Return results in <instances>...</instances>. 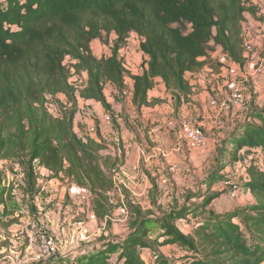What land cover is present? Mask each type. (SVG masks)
Wrapping results in <instances>:
<instances>
[{
    "label": "trees",
    "instance_id": "obj_1",
    "mask_svg": "<svg viewBox=\"0 0 264 264\" xmlns=\"http://www.w3.org/2000/svg\"><path fill=\"white\" fill-rule=\"evenodd\" d=\"M245 12L254 13L242 0H5L0 6V162L23 161L24 187L30 194L37 192L40 168L48 172V181L66 180L85 189L96 217L103 219L112 205V173L121 164L102 159L108 144L98 131L97 139L75 133L77 99L94 101L111 113L104 87L112 84L122 96L125 67L119 51L135 33L141 39L143 62L142 73L130 77L133 106L139 111L159 103L149 101L148 92L160 79L178 110L192 94L185 75L201 70V58L220 48L231 62L243 66L240 26ZM110 34L115 36L110 56L94 57L91 43ZM66 59L71 70L64 65ZM83 74L85 87L70 84V75L79 81ZM58 95L70 105L56 99ZM48 98L55 100L59 116L49 112ZM252 149L264 154V106L249 110L245 121L221 142L217 169L205 186L223 179L219 173L239 160L237 154L244 150L248 155ZM248 177L244 187L255 203L243 209L214 216L183 203L150 219L140 207L127 203L135 218L120 242L79 254L73 262L57 253L35 264H107L114 255L123 264H170L161 254L152 263L141 257V251L155 253L165 246L181 248L189 264H264V172L250 167ZM5 181L0 171V225L13 215L7 207L13 185ZM190 198L187 195L186 201ZM211 200L205 199L203 209ZM190 214L200 219L185 234L176 223L188 222ZM148 224L159 232L155 238L149 237Z\"/></svg>",
    "mask_w": 264,
    "mask_h": 264
},
{
    "label": "rangeland",
    "instance_id": "obj_2",
    "mask_svg": "<svg viewBox=\"0 0 264 264\" xmlns=\"http://www.w3.org/2000/svg\"><path fill=\"white\" fill-rule=\"evenodd\" d=\"M242 2L245 8H250L254 12L253 14L245 12L240 26L244 60L248 63H253V75L241 79L237 75L232 77L229 84H227L234 83L242 88L245 98L244 102L222 113L216 110L211 113L208 109L204 110L202 108L203 103H200L199 99L203 97L201 95L203 92L206 91L208 93L205 97V99H209L208 102L212 100L222 101L229 93V86H226L222 87L223 89L221 88V92L225 91L226 93L219 95L218 90L215 88L217 87L216 82H213L210 77L214 73L219 74V65L216 63L218 57L216 59L213 57L217 53L219 56L224 55L220 49L210 52L208 58L204 59V66L208 67L212 72L204 70L194 74L201 77L200 79L198 77L194 78V75H187L191 90H194V96L199 99L191 100L190 96L188 103L184 102L181 104V106L184 105V112L181 110L175 111L173 97H170L171 95L167 92L161 94L157 88H155L156 94L150 93L151 98L149 101L157 100L159 103L147 109L144 108L142 112L135 110L126 102L127 99L119 98L120 95L109 89L112 84H106L103 91L104 95L114 107L109 114L110 123L108 125L112 127L114 132L117 130L118 134H120L122 129L126 131L125 134L130 138H134L136 141L139 139L144 140L142 143L145 148L144 156L148 157V161L146 162L144 161L145 158L140 157L138 163L139 171L133 173L134 178L131 181L126 180L121 175L120 168L117 172L112 173L115 187L108 194L112 205L108 215L103 219L96 217L91 204V196L87 198L81 194L77 195L76 200H72L68 195H65L63 201L57 196H52V200L49 203H45L43 192L40 195L42 200L39 199L40 207L38 208V206L34 205V200L31 199L30 191L24 187L23 161L0 162V171L6 180L5 185H13V198L12 202L7 204L8 211L12 214H18V217H15L17 222H10L12 216H8L2 220V225H0V264L6 261L11 264H35L39 262L36 258L38 254L37 245L28 240V233H30L28 224L30 223L40 224V227L55 239L58 254L65 252L64 254L68 256L66 257L70 258L71 254L90 253L98 250L100 246L107 245L109 242H120L123 240L130 232L134 221L133 218H135L130 213L127 203L140 207L142 213L150 219L160 216L166 210L168 211V208L172 207V205L176 207L183 205V203H187L193 208L194 212L197 211L199 213L201 210L204 211L203 203L206 198L211 197V202H213L217 201L221 195L227 196L223 186V181L226 179L237 184L240 187V192L243 189L245 197L247 195L252 197L246 191L244 181L248 177V169L250 167L264 171V165L262 164V159H260L262 154H255L254 158L246 163L243 162V156L240 154L238 157L237 154L236 157L239 160L228 164L227 166L230 167H228L227 172H223V170V173H219V176L223 179L208 188L205 184L210 175L217 169L219 149L216 150V153L206 148L203 149L204 151L191 152L181 136V124L183 122L200 125L203 129L205 128L203 126L205 125L203 123L204 119L210 118L211 115H220L217 127L221 128L229 125L230 114L234 109L237 110L243 107L241 109L242 112L240 111L241 113L239 114L240 117H243L244 113L247 114L249 110L260 109L264 105V73L257 74L255 72L258 62L256 63L251 59V55L255 53L258 55L257 57L264 55V0H242ZM114 39V34H110L107 37L103 36V40H94L90 45L93 56L96 58L110 56ZM140 43L141 39L135 33H131L127 38L125 47L119 51V58L125 67V98L130 93V77L140 72L143 62V55L139 48ZM226 61H229V59L226 58ZM64 65L71 70L70 59H66ZM226 69L229 71L230 66L226 67ZM202 77L206 82L211 81L210 84L213 82L212 87L215 94L207 91L209 87L207 83L205 88L197 83L198 79L202 83ZM86 79V75L83 74L78 77L79 81L75 82L73 76L70 75L69 82L71 85L82 89L85 87ZM56 99L61 100L66 106L70 105L63 95H58ZM169 99H171V104L168 102ZM80 102L82 103L81 110H84L85 114L92 111V114L86 117V122H84L85 117L82 115L83 119L76 124L75 131L80 137L89 136L90 134L95 137L98 130L99 117L94 113L93 108L95 106L99 107V109L102 108L94 101L80 100ZM47 108L51 115L59 116V110L54 99L48 98ZM225 115L228 116L226 117ZM89 129L92 131L89 132ZM119 150L120 153L117 152V148L106 147L100 155L102 159H109V161L118 160L120 163L123 159L124 149L119 147ZM163 180H165L164 183ZM187 195L191 197L188 201H186ZM227 198L229 197L227 196ZM228 200L231 201L230 198ZM224 201L222 200L221 202ZM90 221H92L91 224ZM79 223H83L84 228L86 226L88 231L86 239L80 240L76 238L77 233L80 236L81 231L74 232L73 229ZM184 223V226H186L184 233L191 232L194 225L191 227L189 222ZM234 223L239 225V220L235 219ZM148 227L150 228L149 237L155 238L159 232L156 231L153 224H148ZM72 230L76 233L75 236ZM68 235L72 237V244H69L70 238ZM141 253L146 254L147 251H141ZM145 254L143 255L145 262L155 261L151 257H154L157 253L150 252L148 255ZM160 254L170 264L189 263V260H185L186 254L182 249L177 251L171 247L165 248L162 249ZM48 259H51V257Z\"/></svg>",
    "mask_w": 264,
    "mask_h": 264
},
{
    "label": "crops",
    "instance_id": "obj_3",
    "mask_svg": "<svg viewBox=\"0 0 264 264\" xmlns=\"http://www.w3.org/2000/svg\"><path fill=\"white\" fill-rule=\"evenodd\" d=\"M0 6L1 7L5 6V0H0ZM219 49L220 48H216L215 50H219ZM216 57H218L216 63L219 65L218 66L219 74H215L214 73L210 77L213 79V82L214 81L216 82V86L217 87H215V88H216V90H218L219 95H223V94L226 93L225 91L223 93L221 92V88L222 87L224 88L226 86H229V91H231V88H234V87L238 86V85H235L234 83H231V82H230L231 84L228 85L229 81L232 79V77H236L238 75V77H240V79H241L243 77H247V76L253 75V72H252L253 63L252 62L248 63L247 61H244L243 66L240 67V66L234 64L233 62H231V60L225 54L223 56H219L218 53H217V54L214 55L213 58L216 59ZM243 57H244V55H243ZM226 58L229 59V61H226ZM204 59H207V58H201L200 61L204 62ZM229 66H230V70L228 71L226 69V67H229ZM204 70H206L207 72H212V70H209L208 67L206 68L205 66H203L199 72L204 71ZM141 73H142V69H140V72L136 73L135 75H140ZM194 74H196V73H193V74L188 73V74H186L185 75V79L187 80V75H194ZM195 77L196 78L198 77L199 79L201 78V77H199L197 75H194V78ZM217 78H218V80H217ZM227 78H228V81H227ZM199 79L197 81V83L199 85H201V86L203 85L204 88H205V85L207 83L208 86H209L207 91L208 92L211 91L213 94H215L214 93V88L212 87L213 82H212V84H210L211 81L206 82V80L202 77L203 81L201 83L199 81ZM130 84H131L130 85V93L128 94V97H126V98L124 97L125 94H124V90H123L122 96H120L119 98L127 99L126 102H128L135 110H137L132 104L133 82H132L131 79H130ZM124 85H125V83H124ZM189 85L191 86L190 83H189ZM155 88L159 89L161 94L166 92L165 87H164L163 83L161 82V80L160 79H156L153 89L148 92V100L151 98L150 93L156 94ZM109 89L110 90L112 89V91L114 90L113 91L114 93H117L116 87L114 85L110 86ZM193 91L194 90L192 89L191 100H195V99L198 100L199 98L194 96ZM201 95H203V97H204V98L200 97V99H199L201 101V102L200 101L199 102L203 103L202 108H204V110L208 109L211 113H214L215 109H212L209 106V104H208L209 103L208 102L209 99H205V97H206V95H208V93H206V91H205ZM170 97H172V96H170ZM154 98H157V97H154ZM106 100L110 104L111 109L113 110L114 107H113L112 103L110 102V100L107 97H106ZM90 102H91V100H90ZM168 102L171 104V99H169ZM81 104L82 103L80 102V99L78 98L77 99L78 110H77V113H76V115L74 117V124H73L74 131H75L76 124H78V122L83 119L82 115L85 117L84 118V122H86L87 121L86 117H88V116H90L92 114L91 113L92 111L88 113L89 115L85 114L84 110H81ZM144 108L147 109L148 107H143V108L140 109V111L142 112V110ZM183 108H184V105L181 106L178 110L179 111L181 110V111L184 112L185 109H183ZM242 108L243 107H241L240 109H237V110H235V109L233 110V112L230 114V120H229V125L228 126H223L221 128L217 127V122L219 121L220 115H211L210 118H207L206 120L204 119L203 123H205V125H203V126H205V128H203V131L205 132V134L207 136V147H206V149L213 150V152L216 153V150L219 149L221 142L226 138V136L231 131L236 129V127L240 123L245 121L246 113H244L243 117H240V115H239L242 112L241 111ZM101 110L102 109H99V107H97V106H95L93 108L94 113L99 117V124H98V130L97 131H98L100 137L103 139V141L108 144L107 147L112 146L113 149L117 148V152L118 153H120L119 147H122L124 149L123 159L121 160V162H120L121 166L119 167L120 168V173L126 180L131 181L134 178L133 177V173L139 171L138 163L140 161V157L142 156L143 158H145L144 161H146V162L148 161V157L144 156L145 148H144V146L142 144L144 142V140L139 139L138 141H136V140H134V138L132 139L128 135H126L125 134L126 131H124L122 129L120 130V134L117 133V130H115V132H114L112 127H110L108 125V123H106L104 121V117L106 115H109V114H107V112H105L104 110H102V111ZM204 110H203V112H205ZM202 114H205V113H202ZM225 116L227 117L228 115H225ZM230 122H231V124H230ZM91 131L92 130L89 129V132H91ZM75 133L77 134V131H75ZM89 137H91L93 139H97L96 136L94 137V135H92V134H90ZM182 140L185 143V145L187 146V148L189 150H191V152L198 151V150H203V149L190 148L183 138H182ZM113 152H114V150H113ZM194 153H198V152H194ZM240 154H241V156H243V160H244L243 162L244 163H246L247 161H251L252 158H254L255 154H262L260 156V159H262L261 161H262V164L264 165V154L262 153V151L260 149H252L251 153L248 154V155H245L244 154V150H243L240 153H238V157H239ZM237 165H238V163H237ZM228 167H230V166H227L224 169L223 172H227V170L229 169ZM260 171L264 172L263 170H260ZM47 177H48V172L46 170L40 168L38 170V178L36 179V185H35V188H36L37 192H36L35 195L31 194V199L34 200L33 203H34V205L38 206V208L40 207L39 199L42 200V198H40L41 197L40 195L43 192H44V197H45V199H44L45 203H49L50 200H52V198H53L52 196H57V198H59L61 201L64 200L65 195H68L69 198L72 199V200H76L78 194L84 195L87 198H88V196L90 197V195L88 194V192L85 189L79 188V187H77L74 184L68 183L66 180H64V181H61V180H49L48 181L46 179ZM248 181H249V177H246L244 182L247 183ZM164 182H165V180H163V183ZM200 184L202 185V183H200ZM228 199L229 198H227V196L225 197V196L221 195L220 198L217 200V201H219V203H217L216 200L213 201V202H210V204L203 209L204 210L203 212L208 214V215L219 216V215H224L226 213L232 212L234 210L243 209V208L247 207L248 205H250L252 203H255V200H253V198L251 196L248 197V195H247V197H245L243 195V189L241 190V192L239 193V195H238V197L236 199H234V200L231 199V201L228 200ZM222 200L223 201L226 200V201L221 202ZM180 206L181 205L176 206V207H180ZM186 206L187 207H191L187 203H186ZM176 207H174L172 205V207H169L168 209L171 210V209H174ZM166 212H167V210H166ZM21 214H23V213H21ZM15 217L16 218L18 217L17 213H13L11 218L13 219ZM187 219H188V222L191 224V227H192L193 225L195 226V224L199 221L200 218L199 219H194V215L190 214V215L187 216ZM64 221H66V220L64 219ZM91 223H92V221H90V224ZM184 224H185L184 222H177L176 223V226L183 233H184V229L186 227V226H184ZM73 230H74V232H78L79 226L77 225L76 227H74ZM73 230H72V233H74ZM188 233H190V232H187L185 234H188ZM75 235H76V233H74V236ZM68 237H69V235H68ZM69 238H70L69 244H72V241H71L72 237H69ZM76 238L80 239V240H83V239L80 238L78 233H77ZM105 246L103 245V246H100L98 248L102 249ZM170 247L173 250H177V251L179 249H181V248H179L177 246H165V247L158 248L155 253L160 254L162 252V249L170 248ZM64 253H62V254L59 253L60 255L59 254H57V255L60 256V257H64V258H66V259H68L70 261H72L78 255V254H71L70 258H67L68 257L67 254H64ZM149 253L148 252L146 254L145 253H141L142 259H143V255L144 254L148 255ZM152 253H154V252H152ZM150 262H152V261H150ZM6 263H9V262L6 261ZM189 263H190V260H189ZM9 264H11V263H9Z\"/></svg>",
    "mask_w": 264,
    "mask_h": 264
},
{
    "label": "built area",
    "instance_id": "obj_4",
    "mask_svg": "<svg viewBox=\"0 0 264 264\" xmlns=\"http://www.w3.org/2000/svg\"><path fill=\"white\" fill-rule=\"evenodd\" d=\"M258 55L252 54L251 59L255 61L258 66L256 69L257 74L264 73V55L262 57H257ZM73 73V72H72ZM79 77V76H78ZM77 80V76L75 82ZM244 93L242 88L236 86L231 91H229L228 95L222 101H209V106L212 109H215L219 113L226 112L230 109H233L244 102ZM104 121L106 123H110L109 115L104 117ZM181 136L187 143L190 148L194 149H204L207 147V136L203 131L200 125L183 122L181 124ZM224 189L227 192V196L230 199H236L240 193V187L235 184L233 181L226 179L223 181ZM236 224V223H235ZM30 228V233H28V240L31 243L37 245V260L38 261H46L49 257H52L58 253V248L55 242V239L51 237L44 229L40 227V224L30 223L28 224ZM80 238L86 239L88 235V231L83 227V223H79ZM153 260L156 259V255L151 257ZM107 264H123L122 261H118L117 255L112 256Z\"/></svg>",
    "mask_w": 264,
    "mask_h": 264
}]
</instances>
